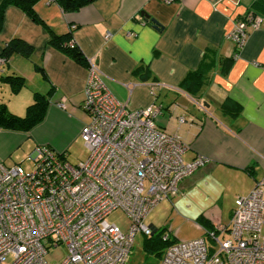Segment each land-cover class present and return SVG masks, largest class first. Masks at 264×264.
Returning a JSON list of instances; mask_svg holds the SVG:
<instances>
[{
	"label": "crops",
	"instance_id": "crops-1",
	"mask_svg": "<svg viewBox=\"0 0 264 264\" xmlns=\"http://www.w3.org/2000/svg\"><path fill=\"white\" fill-rule=\"evenodd\" d=\"M252 2L93 0L64 12L53 0H39L33 6L38 22L7 6L0 51L12 38L31 44L33 51L29 57L13 54L0 67V76L24 79L17 93L0 81V102L20 116L35 92L47 95L48 104L42 121L29 131L0 129V160L30 169L38 145L67 159L88 120L81 102L91 61L108 90L129 109L160 108L155 124L186 144L185 162L207 160L178 183L172 199L156 204L144 223L153 232L163 229L172 242L197 237L209 242L210 233L227 239L234 199L264 179V19L247 27L241 48L228 38ZM150 18L162 27L154 28ZM66 33L85 64L48 44L52 34ZM204 56L212 59L213 68L200 91L189 94L180 83ZM224 58L232 63L222 73ZM61 98L67 101L65 109L56 105ZM225 99L238 106V115L219 108Z\"/></svg>",
	"mask_w": 264,
	"mask_h": 264
},
{
	"label": "built area",
	"instance_id": "built-area-1",
	"mask_svg": "<svg viewBox=\"0 0 264 264\" xmlns=\"http://www.w3.org/2000/svg\"><path fill=\"white\" fill-rule=\"evenodd\" d=\"M259 16L236 20L228 38L241 48ZM108 36V35H107ZM7 59L0 56V67ZM67 101L56 102L65 109ZM80 138L85 159L71 163L46 145L34 148L32 168L0 160V264H48L47 247L64 244L59 264H124L134 236L152 234L150 210L172 199L178 183L207 160H183L186 144L157 128L160 108L129 109L106 87L93 62L87 66ZM115 209L130 221L125 230L107 221ZM264 179L237 196L227 239L214 233L168 244L160 264H264ZM167 234L162 235L167 240Z\"/></svg>",
	"mask_w": 264,
	"mask_h": 264
},
{
	"label": "trees",
	"instance_id": "trees-1",
	"mask_svg": "<svg viewBox=\"0 0 264 264\" xmlns=\"http://www.w3.org/2000/svg\"><path fill=\"white\" fill-rule=\"evenodd\" d=\"M39 0H1L0 2V29L2 24V15L4 9L7 6H15L19 8L24 14L30 17L33 21L38 22L39 19L36 16L33 6ZM64 12H73L80 7L90 3L93 0H53ZM259 16L264 19V0H253L250 10L242 16L241 19H247V17ZM48 44L55 47L59 51L63 52L74 61L85 64V58L83 57L80 49L74 44L71 35L66 34H52L48 40ZM33 46L24 40L19 38H12L4 44L0 51V56L7 60L13 54H19L24 57H29L32 54ZM7 62V61H6ZM232 63V58H224L221 60L220 71L225 73ZM212 59L203 57L196 67V69L189 71L184 79L181 81L180 86L183 87L189 94H195L204 84L207 83L208 74L213 68ZM142 68H137V72H141ZM145 72V71H144ZM0 81L8 83L10 91L17 93L24 85V79L19 75H7L0 76ZM48 104L47 95L35 92L33 94L32 103L26 108L24 115H16L10 112L5 103L0 102V129L17 130V131H29L33 126L42 121L45 115L46 107ZM219 108L231 113L233 116L238 115L239 108L234 105L229 99H225L219 105ZM164 233L163 229H156L149 236H145L143 241V249L147 253L160 256L163 253L165 247L172 242L170 238L167 240L162 239Z\"/></svg>",
	"mask_w": 264,
	"mask_h": 264
},
{
	"label": "rangeland",
	"instance_id": "rangeland-1",
	"mask_svg": "<svg viewBox=\"0 0 264 264\" xmlns=\"http://www.w3.org/2000/svg\"><path fill=\"white\" fill-rule=\"evenodd\" d=\"M8 110L10 111L9 108ZM87 153V149L85 148L82 140H79L73 145V147L67 154V159L71 163H76L80 160L85 159ZM107 221L109 223L116 224L121 230H125L129 224L130 219L123 210L115 209L107 216ZM144 221L147 222V216ZM261 233L262 235H264V225L261 228ZM144 240L145 235H143L141 232H137L135 234L132 248L124 264H160V256H156L152 253H147L143 249ZM65 255L66 247L64 244L60 243L57 246L47 247L45 260L48 264H59L65 257Z\"/></svg>",
	"mask_w": 264,
	"mask_h": 264
},
{
	"label": "water",
	"instance_id": "water-1",
	"mask_svg": "<svg viewBox=\"0 0 264 264\" xmlns=\"http://www.w3.org/2000/svg\"><path fill=\"white\" fill-rule=\"evenodd\" d=\"M145 17L149 18L147 14H145ZM150 23L152 24V26L154 28H161L162 27L161 24H159V22L156 19H154V18H150Z\"/></svg>",
	"mask_w": 264,
	"mask_h": 264
}]
</instances>
